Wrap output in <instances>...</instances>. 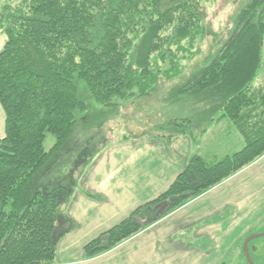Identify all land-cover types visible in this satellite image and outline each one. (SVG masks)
<instances>
[{"label":"trees","instance_id":"trees-1","mask_svg":"<svg viewBox=\"0 0 264 264\" xmlns=\"http://www.w3.org/2000/svg\"><path fill=\"white\" fill-rule=\"evenodd\" d=\"M202 2L0 0V264H55L58 243L76 227L66 209L80 179L109 145L131 139L103 138V126L131 103L155 98L164 81L155 56L172 65L166 79L180 76L179 54L194 57L208 34ZM263 46L264 0H248L224 46L180 77L163 96L164 109L150 114L164 117L148 139L196 142L227 122L243 149L214 162L192 156L165 193L89 243L88 258L115 249L264 156V84H256ZM48 134L55 137L49 151Z\"/></svg>","mask_w":264,"mask_h":264},{"label":"crops","instance_id":"crops-1","mask_svg":"<svg viewBox=\"0 0 264 264\" xmlns=\"http://www.w3.org/2000/svg\"><path fill=\"white\" fill-rule=\"evenodd\" d=\"M4 45L1 36L0 51ZM212 129L196 142L188 136L170 143L164 138L117 140L103 150L66 209L76 227L58 243L55 264H222L238 259L246 239L264 232V156L115 249L95 258L85 251L89 243L165 193L192 156L220 159L223 152L211 146ZM4 134L0 106V140Z\"/></svg>","mask_w":264,"mask_h":264},{"label":"rangeland","instance_id":"rangeland-1","mask_svg":"<svg viewBox=\"0 0 264 264\" xmlns=\"http://www.w3.org/2000/svg\"><path fill=\"white\" fill-rule=\"evenodd\" d=\"M247 1L248 0H203L202 15L204 18V25L208 27L209 30L206 38L197 43L198 45H196V48L192 50L195 56H190L188 52L179 54L182 72H180V76L173 79V81H169L165 78L167 76L166 72L171 71L172 65L170 63L163 64L159 59L160 57L155 56L153 58L155 61L154 68L160 72L161 78L164 79V81L161 80L160 90L157 95H155L154 99L143 101L139 105H137V103L132 105L131 103L128 108L120 110V117L118 114L114 115L113 119H110L103 126V131L100 133L103 135L102 137L114 140L124 138L125 136L131 139L146 138L154 125L164 117L163 113H154L150 115L154 110L160 112L162 108L164 109L165 106L163 102H161L162 98H164L163 96L175 86L180 77H182V79L186 78L192 71L197 68L200 69L210 62L229 40L233 30L234 18ZM173 49H176V47ZM256 84H264V46L262 66L258 72ZM85 98H90L88 91L85 93ZM135 112H140L141 114L135 115ZM160 114L161 116H159ZM213 127L214 129L211 130V135L214 134L215 137L213 138L211 146L215 149L219 148L223 152L220 157L221 159L226 155L243 149L244 142L234 127L232 128L231 134L229 133V125H227V129L223 126L217 129H215V126ZM54 144L55 137L48 134L45 141V149L49 151ZM75 176H78V174H75ZM255 236L259 237L254 238ZM249 239L252 240L248 243L247 251L245 248L246 242H244L240 250V257L235 260L223 261L222 264H264V232L259 234L254 233Z\"/></svg>","mask_w":264,"mask_h":264},{"label":"water","instance_id":"water-1","mask_svg":"<svg viewBox=\"0 0 264 264\" xmlns=\"http://www.w3.org/2000/svg\"><path fill=\"white\" fill-rule=\"evenodd\" d=\"M260 236H262V235H260ZM256 237H259V236H255L254 238H256ZM252 239H253V238H252ZM252 239H249V240L246 242V245H245L246 251H247L248 243H249Z\"/></svg>","mask_w":264,"mask_h":264}]
</instances>
